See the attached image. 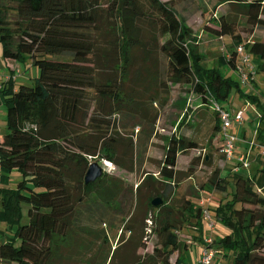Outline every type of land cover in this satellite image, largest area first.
<instances>
[{
	"label": "trees",
	"instance_id": "obj_1",
	"mask_svg": "<svg viewBox=\"0 0 264 264\" xmlns=\"http://www.w3.org/2000/svg\"><path fill=\"white\" fill-rule=\"evenodd\" d=\"M1 1L14 2L15 18H6L8 8L0 4V42L8 70L0 82L7 129L0 135V167L20 171L21 178L15 188L0 189L6 219L18 224L17 243L0 241V264H113L121 246L112 248L110 230L99 226L114 218L120 219L121 231H128L120 240L135 244L126 262L186 264L180 254L189 259L193 241L181 236L182 228L201 227L203 207H210L199 204L198 192L214 191L226 194L214 195L211 209L227 232L211 241L193 235L202 246L194 264L206 248L230 258V264H264V195L253 179L223 174L211 151L193 157L184 171L176 168L180 152L211 148L214 136L220 150L219 114L211 101L224 107L222 101L238 83L200 64L205 54L199 37L178 14L175 0ZM211 9L203 30L232 39L229 65L237 66L236 47L242 44L262 59L258 67L264 70V38H245L264 31V0H217ZM26 59L39 74L31 84L15 87L19 63ZM172 84H185L196 97L184 103L176 128L185 123L195 133L208 122L207 141L202 144L175 128L166 137L157 173L144 172L134 188L102 166L101 175L85 183L89 164L98 159L137 171L171 99ZM200 163L210 166L206 179L191 195L177 197L180 181ZM157 197L161 202L154 205ZM22 206L25 221H19ZM134 213L142 223L138 235ZM147 228L157 243L151 252L139 254L151 235Z\"/></svg>",
	"mask_w": 264,
	"mask_h": 264
},
{
	"label": "rangeland",
	"instance_id": "obj_2",
	"mask_svg": "<svg viewBox=\"0 0 264 264\" xmlns=\"http://www.w3.org/2000/svg\"><path fill=\"white\" fill-rule=\"evenodd\" d=\"M217 2V0H175V7L176 10L178 12V14L182 17L185 18V24L187 26H189L195 33H197L198 37H199V44L202 45L203 43V47L206 48L207 54L205 57H203L201 59V63L203 67H206L207 64L211 63V61H213L212 59H215V56H217V52H215L214 48L216 46L220 47L221 46V39H217V38H210L207 39V34L206 32L203 30V23H204V19H205V15H207L209 12H212L213 9H211L213 7V5ZM0 4L2 6H4L5 8H8L7 11H5V16L6 18L13 20L15 18V13L13 10V5L14 2H8V1H4V2H0ZM11 5V6H10ZM221 7L227 9V4H223ZM204 11V12H203ZM208 37L209 34H208ZM214 37V36H213ZM245 38H248V36H246ZM221 53V52H220ZM54 58H67L66 54H56L53 55ZM215 62V61H214ZM0 65H2L4 69H6L7 67L5 66V62L4 59L2 57V44L0 42ZM221 66V65H219ZM19 68H20V73L19 79H17L16 83L17 85H19L21 82L23 83H29L31 84L35 77L38 76L39 74V70L37 68V66L31 64L30 60L26 59L22 62L19 63ZM221 68H223V66H221ZM23 78V79H22ZM188 90V86H185V84H172L171 85V90H170V95H171V99L168 101L167 105L164 106L162 108L160 117L156 123L155 129H154V136H152V138L149 140V142L146 145V150L141 158L140 163L137 162V171L136 172H127L124 171L120 168L115 167L113 164H110L108 162H105L104 160H96L102 167L104 170H106L107 172H109V174H113V175H118L120 177H122L126 182H128L129 184L133 185V188L135 187V183L141 178L142 174L144 172H154L157 173V161H159L163 154H164V146L166 144V137L167 135H169L172 131L175 130L176 126H177V122L179 121V119L181 118L182 115V107L184 105V103H186L187 100L190 99V101H196V97L195 95H190V93L187 91ZM4 117H5V113H4ZM185 123L181 126V127H177L176 128V132L182 133L184 135L187 136H194L199 138V141H201L202 144H204L210 133H211V125L208 122H203L201 124V127L194 133V130L188 126L185 127ZM7 129L5 128L4 130V126L3 123H0V135L3 134ZM137 131V129L135 130ZM213 135V134H212ZM214 136V135H213ZM218 142V139H217ZM216 142V136H214L211 139V148L210 145H207V151H211L213 152V156H216V164L220 163V161L218 162V159H220V150H218L219 148L217 147L218 144H220V142L217 143ZM215 147V148H212ZM209 149V150H208ZM216 152V153H215ZM205 152L203 151L202 148H198V149H192L189 150L187 153H179L177 156V163H176V168L178 170H186L190 164V161L193 157L195 156H201L203 155ZM220 153V154H219ZM223 157V156H222ZM138 160V159H137ZM210 171V166L204 163H200L199 165L195 166V171L193 173V175H191L190 177H186L185 179L181 180L178 188H177V197L182 198V196H189L191 195L193 192L197 191V188H193V187H198L208 176ZM21 173V172H20ZM21 178V177H20ZM195 185V186H194ZM196 189V190H194ZM229 190H231V185L228 187ZM199 193V200H203V205H206V201L205 199L207 198V194L205 192H198ZM206 194V195H205ZM209 195H218V196H225V193H212ZM206 197V198H203ZM211 197V196H210ZM212 199V197H211ZM127 201H129L127 199ZM130 203V202H129ZM128 204H125L123 206V208H127ZM26 205V204H25ZM25 210H26V206H25ZM138 213H134V215L132 216L135 221V227L137 229V235L140 234V227L142 225L141 221L139 220V216L137 215ZM136 215V216H135ZM26 220V217L24 218V221ZM111 220H116L115 222L112 221V223H107V225H103L101 224V226H99V229L102 227V229H107L110 230V235H111V239H112V248L114 246H121V254L119 259L115 260V263L113 264H133L130 262H126L127 258H130V254L133 251V248L135 246V244H130V243H126L124 241H121L119 238V235L124 233L125 237H127L128 235V231L125 230L123 228V230L121 231V221L119 218H114ZM147 222V227L151 226V221L150 220H146ZM204 226L207 229V225L206 222H203ZM213 225V223H212ZM188 226H194L192 224H188ZM220 224L218 225L217 223V228H219ZM210 229V228H209ZM126 232H125V231ZM182 230L185 232V229L182 228ZM208 231V230H207ZM148 234H151L150 228H147L146 231ZM113 235H115V237H113ZM183 238L187 237L188 235L182 234L181 235ZM147 246L146 249H138L136 252L141 254L145 251L147 252H151L154 245L157 243V238L155 235L151 234L149 237H147ZM198 245V243H197ZM193 246L192 249H190V257L188 259L187 253H183L180 254V256L184 259L187 260L186 264H194L193 262L196 261L197 256V251L198 248H201L200 246ZM178 255V252L175 251L171 256H170V261L173 262L175 261L176 257ZM215 258H213L212 263L211 264H230V258L223 256L220 253H217L216 256H214ZM117 261V262H116ZM184 264V263H183Z\"/></svg>",
	"mask_w": 264,
	"mask_h": 264
},
{
	"label": "crops",
	"instance_id": "obj_3",
	"mask_svg": "<svg viewBox=\"0 0 264 264\" xmlns=\"http://www.w3.org/2000/svg\"><path fill=\"white\" fill-rule=\"evenodd\" d=\"M255 35L260 38H264V31L255 30L253 34L248 35V39ZM210 38L221 39V46H216L214 48L215 52L219 54H217L215 59L213 58V61L207 64L206 67H216L238 83V86L231 89V91L227 94L226 99L222 101V105L224 106L223 108L227 110H235L240 107L243 108L242 122L240 124L232 122L227 128V133L232 134L235 137L233 146L234 152L246 155L248 161V165H236L237 163L235 159H225V157H222L223 155L219 153L221 156L220 159H218V162L220 161V163H217V166L221 169L223 174L226 173L231 175L236 172L243 176L251 177L253 179V186L256 188L257 192L261 195H264V70L258 67L262 59L258 55L249 52L252 64L254 66L253 70L249 71L244 64H241L240 56L237 55V60L239 57V60H236L237 66L232 67L228 63V58L231 49L233 48L232 39L228 35H223L220 37H208L207 34V39ZM203 46V43L202 45L199 44V49L201 52H204L206 56L207 51ZM200 64L202 65V63ZM219 65L223 66V68H221ZM2 67L3 66L0 65V82L2 80L1 77L3 74L8 71L7 68L4 69ZM237 67H242V70L247 74L248 80L245 82V84L240 82L241 76L236 71ZM18 69L20 70L19 66ZM19 77L15 79V87L17 86L16 81L19 79ZM4 113L5 107L0 95V123H3L5 130L6 116L4 117ZM203 151H207V147H204ZM20 177L21 173L18 170L13 169L7 171L0 167V189L2 187L15 188L18 181L20 180ZM205 193L207 194V198H203H206V205L208 204L210 207L209 213L211 219L214 221L213 226L210 227L209 220L204 217L201 220V227H199L200 229L197 225H194L191 227L189 226L185 229V232H183V234L188 235V238H184L192 240L193 246L195 247L198 242L194 241L196 238H193V235L201 234L203 235V239L211 240L218 238L227 232V228L216 220L214 211L211 209V207L216 204L217 200L214 199L213 195H209L211 192ZM214 193L217 192L214 191ZM25 217V206H22L19 221H23ZM203 222H206L207 229ZM217 223L218 225L220 224L219 228H217ZM17 226V222L10 223L6 219L4 209L2 208L0 202V241L12 240L17 243L18 238L15 235ZM200 245L201 244L198 243L197 246ZM201 248H198L196 257L199 255Z\"/></svg>",
	"mask_w": 264,
	"mask_h": 264
},
{
	"label": "built area",
	"instance_id": "obj_4",
	"mask_svg": "<svg viewBox=\"0 0 264 264\" xmlns=\"http://www.w3.org/2000/svg\"><path fill=\"white\" fill-rule=\"evenodd\" d=\"M236 50L240 55L241 64H244L249 71H252L254 66L252 64L249 51L245 49V47L242 44L237 45ZM236 71L241 76L240 82L242 84H245V82L248 80L247 74L242 70V67H237ZM211 105L214 109L218 111L219 114L220 133L223 137V143L220 148L221 154L223 155V157H225V159H235L237 163L236 165L238 164L248 165L246 155L235 153L233 150L234 139H235L234 135L227 133V128L232 122L236 124H240L242 122L243 108L240 107L235 110L233 109L227 110L221 107L218 101L215 100L211 101ZM203 202H204L203 200H200L199 204L204 206ZM203 208H204L203 216L209 220V226L212 227L213 221L211 220L210 213L207 210V208H205V206ZM201 255L202 256L198 260L197 264H211L215 256V251L212 248H208V249L206 248L203 249Z\"/></svg>",
	"mask_w": 264,
	"mask_h": 264
},
{
	"label": "water",
	"instance_id": "obj_5",
	"mask_svg": "<svg viewBox=\"0 0 264 264\" xmlns=\"http://www.w3.org/2000/svg\"><path fill=\"white\" fill-rule=\"evenodd\" d=\"M102 173V167L97 161H93L89 164L88 169L84 176L85 183L95 180ZM161 202L160 198L153 199L152 203L157 205Z\"/></svg>",
	"mask_w": 264,
	"mask_h": 264
}]
</instances>
